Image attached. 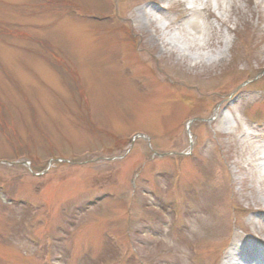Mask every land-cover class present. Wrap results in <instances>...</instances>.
Returning <instances> with one entry per match:
<instances>
[{
	"label": "rangeland",
	"instance_id": "1",
	"mask_svg": "<svg viewBox=\"0 0 264 264\" xmlns=\"http://www.w3.org/2000/svg\"><path fill=\"white\" fill-rule=\"evenodd\" d=\"M0 186V264H247L264 0H0Z\"/></svg>",
	"mask_w": 264,
	"mask_h": 264
},
{
	"label": "clouds",
	"instance_id": "2",
	"mask_svg": "<svg viewBox=\"0 0 264 264\" xmlns=\"http://www.w3.org/2000/svg\"><path fill=\"white\" fill-rule=\"evenodd\" d=\"M152 18L153 24L148 35L154 38L155 44L161 51H165L170 44L173 34L177 33L183 25L177 23L176 18L170 17L168 14L153 13Z\"/></svg>",
	"mask_w": 264,
	"mask_h": 264
},
{
	"label": "bare ground",
	"instance_id": "3",
	"mask_svg": "<svg viewBox=\"0 0 264 264\" xmlns=\"http://www.w3.org/2000/svg\"><path fill=\"white\" fill-rule=\"evenodd\" d=\"M261 247L262 246L258 248L247 249V248L240 247V245L237 244L235 245V247L231 249V253L229 254V259L235 261L238 258V261L243 262L242 261L243 259H241L242 255H245V254L248 255L250 254V252L256 251L258 249L260 250ZM226 264H230V263H226ZM231 264H235V263L233 262Z\"/></svg>",
	"mask_w": 264,
	"mask_h": 264
}]
</instances>
